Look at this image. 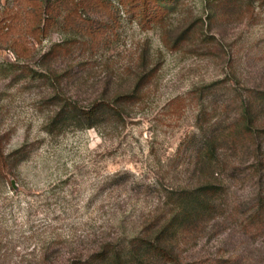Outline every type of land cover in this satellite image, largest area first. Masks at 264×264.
Listing matches in <instances>:
<instances>
[{"label":"rangeland","instance_id":"rangeland-1","mask_svg":"<svg viewBox=\"0 0 264 264\" xmlns=\"http://www.w3.org/2000/svg\"><path fill=\"white\" fill-rule=\"evenodd\" d=\"M46 1L0 0V145L28 152L8 176L14 187L0 177V264H63L132 234L166 190L198 177L189 143L199 125L223 131L247 88L264 89V2L103 0L75 10L59 0L68 9L38 41ZM11 39L33 49L18 54ZM143 68L152 78L123 116L48 131L62 105L130 91ZM211 84L214 94L203 91ZM238 181L243 194L248 182ZM229 233L184 252L199 258L224 240L243 264H264V235Z\"/></svg>","mask_w":264,"mask_h":264},{"label":"trees","instance_id":"trees-1","mask_svg":"<svg viewBox=\"0 0 264 264\" xmlns=\"http://www.w3.org/2000/svg\"><path fill=\"white\" fill-rule=\"evenodd\" d=\"M64 3L47 0L43 7L39 5L46 22L33 30L36 40L55 24L61 9H68L69 4ZM101 3L103 0H71L70 5L75 10H89ZM147 10L141 11L142 18L151 17L152 12ZM22 44L10 40L18 54L33 49ZM55 47L56 44L49 52L53 54ZM136 78L130 91H115L112 96L96 98L87 105L77 100L70 106L62 105L47 121L48 131L62 130L71 123L80 128L97 127L111 112L123 116L127 108L141 101L146 83L152 78L151 71L143 68ZM215 88L211 84L203 91L208 89L214 94ZM239 101L235 117L221 134L215 124H200L202 133L198 141L191 139L193 171L198 174L195 181L166 190L159 212L132 234L102 238L88 253L76 254L63 264H243L244 257L228 250L224 240L215 250L202 248L199 258L184 252L193 251L204 238L209 240L223 229L230 232L229 238L237 232L254 240L264 235V89L247 88ZM4 137L0 132V142ZM224 142L231 143V147L224 146ZM27 155L24 147L7 152L0 145V177L8 179L10 186L14 187V183L8 176L14 174ZM238 180L248 182L243 194L239 190L233 192Z\"/></svg>","mask_w":264,"mask_h":264},{"label":"water","instance_id":"water-1","mask_svg":"<svg viewBox=\"0 0 264 264\" xmlns=\"http://www.w3.org/2000/svg\"><path fill=\"white\" fill-rule=\"evenodd\" d=\"M14 183V182H13Z\"/></svg>","mask_w":264,"mask_h":264}]
</instances>
